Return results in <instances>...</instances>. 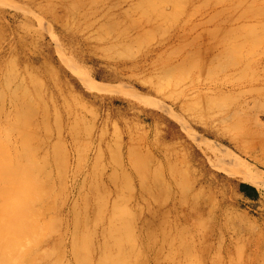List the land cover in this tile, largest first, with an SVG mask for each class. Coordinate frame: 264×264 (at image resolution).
Wrapping results in <instances>:
<instances>
[{
	"label": "rangeland",
	"instance_id": "374dc122",
	"mask_svg": "<svg viewBox=\"0 0 264 264\" xmlns=\"http://www.w3.org/2000/svg\"><path fill=\"white\" fill-rule=\"evenodd\" d=\"M248 52L264 0H0V264H264Z\"/></svg>",
	"mask_w": 264,
	"mask_h": 264
},
{
	"label": "bare ground",
	"instance_id": "6f19581e",
	"mask_svg": "<svg viewBox=\"0 0 264 264\" xmlns=\"http://www.w3.org/2000/svg\"><path fill=\"white\" fill-rule=\"evenodd\" d=\"M248 19L251 18L250 16H240L238 19ZM235 20V19H234ZM233 21V20H232ZM252 54L248 52V56L246 57L245 63L243 65L244 69H253V68H259L261 65L264 63V58H258L252 60ZM65 63L69 68H72L73 63L71 61H66L64 60ZM241 65L243 63L240 62ZM239 65V64H238ZM74 67V66H73ZM198 71V70H197ZM228 71V70H227ZM243 69L240 71L242 72ZM222 74V73H221ZM224 74V73H223ZM226 74V73H225ZM81 78L83 79L84 83L89 87V89L92 90H97L100 91L103 89V86L100 84H94L90 82L89 78L87 77L86 74L80 73ZM193 78V77H192ZM189 80V79H188ZM187 80V81H188ZM185 81V82H187ZM171 84V83H170ZM204 84V83H203ZM191 86V85H190ZM200 85H198L199 87ZM219 88V85H216ZM230 86L232 90L239 91L240 94H243L244 97V107H246L249 111H255L259 108H261L260 103L264 102V71L260 74L258 73L256 76H253L252 78H247V79H242L239 81H232L230 82ZM170 86H168L169 88ZM167 88V87H166ZM194 88V87H193ZM246 89H249L248 91ZM167 90V89H166ZM245 90V91H243ZM164 90H162L163 92ZM159 92V91H158ZM188 92H181V99L184 100L185 97L187 96ZM162 95V94H161ZM163 98V97H162ZM144 99V98H143ZM142 99V100H143ZM145 100V99H144ZM147 99L146 101H148ZM151 100V99H150ZM156 100V99H155ZM158 101V100H156ZM155 101V102H156ZM159 103V101H158ZM180 104V98L174 100V104ZM147 104V103H146ZM150 104V103H149ZM173 104V105H174ZM156 105V104H155ZM160 107V105L158 106ZM157 107V108H158ZM165 108V107H164ZM160 109V108H159ZM182 104H180V110H182ZM197 109V108H196ZM165 111V109H163ZM170 110L172 112H175V108L172 106L170 107ZM168 113V112H167ZM187 123H185L186 125ZM190 126V125H189ZM188 129V128H187ZM192 130V129H191ZM190 130V131H191ZM195 135L197 136L198 139L203 140L201 137L197 135L195 132ZM241 135V139H244L245 137H250L251 135L249 134L248 128H247V122L243 123L240 125L239 132L238 134L235 135V138L238 139V137ZM189 137V136H188ZM195 137V136H194ZM203 142V141H202ZM197 143V142H196ZM227 156L226 152H224V157ZM239 163V162H238ZM237 163V164H238ZM235 164V163H234ZM244 164V163H243ZM242 167L241 163L239 164ZM240 166V167H241ZM240 169V168H239ZM240 177H242L243 181L245 183H248L254 187L257 188H262L264 187V177L260 173H253L248 167L246 168H241L240 171Z\"/></svg>",
	"mask_w": 264,
	"mask_h": 264
},
{
	"label": "crops",
	"instance_id": "0c3cea01",
	"mask_svg": "<svg viewBox=\"0 0 264 264\" xmlns=\"http://www.w3.org/2000/svg\"><path fill=\"white\" fill-rule=\"evenodd\" d=\"M240 193L243 195V197L254 200L258 196V190L252 186L249 185H243L242 189H240Z\"/></svg>",
	"mask_w": 264,
	"mask_h": 264
}]
</instances>
